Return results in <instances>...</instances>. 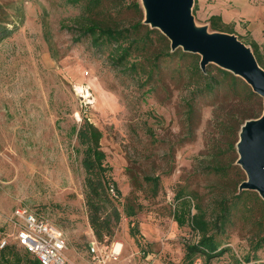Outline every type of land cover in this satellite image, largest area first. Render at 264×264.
I'll use <instances>...</instances> for the list:
<instances>
[{"label":"rangeland","instance_id":"374dc122","mask_svg":"<svg viewBox=\"0 0 264 264\" xmlns=\"http://www.w3.org/2000/svg\"><path fill=\"white\" fill-rule=\"evenodd\" d=\"M135 2L143 13L140 0H124L121 6L106 2L105 16L127 28L139 21L130 8ZM82 12L69 0H0V239L19 258L35 260L15 245L12 215L19 207L37 211L63 232L74 264H90L93 233L75 135L88 120L102 134L121 212L106 245L117 264H185L184 247L199 236L189 224L175 222L176 194L190 198L192 214L199 205L212 222L219 202L241 193L239 176L245 174L236 165V145L227 147L218 124L237 102L224 88L213 94L201 81L191 83L175 60L161 63L146 82L138 80L111 63L108 47L96 48L89 37L79 36ZM192 15L209 31V17L220 16L224 31L250 49L256 43L264 70V0H194ZM156 48L163 49L158 40ZM209 65L216 77L218 67ZM147 178L158 179L157 186ZM124 206L133 207L135 215L126 217ZM240 208H232L223 230L212 231L218 250L225 252L210 261L198 256L194 264H264V241L254 251L260 232L237 218Z\"/></svg>","mask_w":264,"mask_h":264},{"label":"trees","instance_id":"16d2710c","mask_svg":"<svg viewBox=\"0 0 264 264\" xmlns=\"http://www.w3.org/2000/svg\"><path fill=\"white\" fill-rule=\"evenodd\" d=\"M123 1L69 0L70 4L83 9L82 14L85 19L76 27L78 28L79 36L89 37L96 48L108 47L112 52L111 63L121 67V70L125 71L127 69L138 80L146 82L149 78L151 79L153 72L155 76V72L159 69L161 63L168 59L169 61H177L176 66L183 68L187 72L191 83L192 80H194V84L201 81L203 90L207 93L215 94L218 89L223 88L227 90L235 98L237 105L230 106V113L221 122L218 121V124L220 133L225 138H228L227 147L234 150L238 140L237 135L244 122L260 117V98L252 92L244 81L219 67L215 68L216 77L210 70L209 66L211 65L202 71L198 55L183 52L181 49L171 51L170 46L168 47V44L170 45L169 41L159 31L148 29L142 24L143 13L137 2L130 5V8L139 15V21L129 25L127 28L110 23L113 20L111 17L105 16L107 13L103 7L104 4L110 2L115 6H121ZM99 13L104 14V16L101 17L98 15ZM3 21L4 19H1L0 16V26ZM208 23L212 32L232 34L231 31L223 30L226 25L222 22L220 16H210ZM156 40L163 44V49L156 48L154 50ZM251 49L257 63H259L258 45L252 43ZM145 64L149 65L148 71H145ZM188 112L191 114L192 109L190 108ZM75 135L78 145L81 147V166L85 173L84 203L88 223L95 240L107 245L121 222V212L116 207L113 199L116 198L115 185L110 182L109 169L105 163L106 156L100 146L102 134L92 123L84 120L79 125ZM216 170L222 174L226 173L224 167H216ZM239 178V181H245L244 175L241 174ZM146 181L150 182L152 187L158 184V179L147 178ZM110 190L114 191V196H112ZM176 197L177 201H180L176 211L173 213L175 222L179 226H183L186 223L189 224L191 230L199 236L196 243L185 245L183 258L185 264H194L198 256L203 257L205 261H210L225 252V249L218 250L215 234L212 231L223 230L226 224L231 222L232 208L239 204L241 208L237 211L239 213L237 218L256 227L260 232L254 238L259 242L253 248L254 251L262 246L260 242L264 241V202L255 192L243 191L233 195L229 201L222 199L219 202L216 217L212 222L206 220V215L199 205H194L193 208L196 209V213H191L190 198H184L182 193L179 195L177 193ZM124 212L126 217L135 215L133 207L124 206ZM130 235H136L134 228H131ZM14 249L7 246L0 250V264H39L36 260L19 258ZM26 255L29 254L26 253Z\"/></svg>","mask_w":264,"mask_h":264},{"label":"water","instance_id":"95a60500","mask_svg":"<svg viewBox=\"0 0 264 264\" xmlns=\"http://www.w3.org/2000/svg\"><path fill=\"white\" fill-rule=\"evenodd\" d=\"M144 25L159 31L170 43L171 51L200 57V68L216 65L243 80L262 99L259 118L241 126L236 143L237 161L245 174L238 191L255 192L264 202V70L252 50L235 35L211 32L195 24L194 0H140Z\"/></svg>","mask_w":264,"mask_h":264},{"label":"built area","instance_id":"2783aa9c","mask_svg":"<svg viewBox=\"0 0 264 264\" xmlns=\"http://www.w3.org/2000/svg\"><path fill=\"white\" fill-rule=\"evenodd\" d=\"M110 191L114 196V191ZM12 218L16 226L14 239L17 248L33 256L39 264H71L66 256L68 245L63 232L43 215L19 207L13 211ZM7 245L5 239H0V250ZM87 255L90 264H107L116 260L113 249L109 250L96 240L88 244Z\"/></svg>","mask_w":264,"mask_h":264},{"label":"crops","instance_id":"0c3cea01","mask_svg":"<svg viewBox=\"0 0 264 264\" xmlns=\"http://www.w3.org/2000/svg\"><path fill=\"white\" fill-rule=\"evenodd\" d=\"M66 238V237H65ZM95 240V238L93 237V235H91V237H90V239H89V241H88V244L89 243H91V242H93ZM66 241H67V239H66ZM68 243V242H67ZM68 245V244H67ZM66 256H67V258H68V260L71 262V264H74V262H73V260L71 259V256H70V253H69V249H67V251H66ZM114 262V263H113ZM108 263H111V264H117V262L115 261V260H113V261H109Z\"/></svg>","mask_w":264,"mask_h":264}]
</instances>
